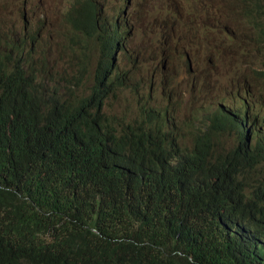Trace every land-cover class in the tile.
<instances>
[{"label": "trees", "instance_id": "trees-1", "mask_svg": "<svg viewBox=\"0 0 264 264\" xmlns=\"http://www.w3.org/2000/svg\"><path fill=\"white\" fill-rule=\"evenodd\" d=\"M8 72L9 93L0 99V264H96L103 257L111 258L112 264H264V253L245 242L248 230L264 234V219L242 225L245 213H231L234 231L219 246L204 240L202 222L204 211L223 205L227 179L264 160L263 132L243 135L249 140L242 156H224L211 168L199 160L174 165L166 155L151 156L150 163L158 159L153 170L165 196L162 213L139 219L128 212L120 218L113 207H104L100 216L90 218L73 211L68 201L61 203L58 181L46 182L45 176L64 158L77 160L82 171L96 174L104 165L101 150L78 146L65 136H45L34 119L42 103V78L37 80L17 65ZM106 99L103 89L96 92L91 107L95 123L111 117L102 107ZM245 129L250 131L247 125ZM88 188L82 205L93 197ZM31 201L46 210H38ZM33 223L39 226L26 225Z\"/></svg>", "mask_w": 264, "mask_h": 264}, {"label": "clouds", "instance_id": "clouds-1", "mask_svg": "<svg viewBox=\"0 0 264 264\" xmlns=\"http://www.w3.org/2000/svg\"><path fill=\"white\" fill-rule=\"evenodd\" d=\"M119 0L115 8L116 17L113 22L101 16L107 7L109 0H71L67 1L66 20L70 27L78 34L92 39L96 42L99 60L95 84L91 92L85 97L70 99L65 91H57L47 85L42 79L41 108L34 116L43 134L48 138L65 136L78 146L87 145L99 148L102 152L104 165L96 174L82 171L77 160L64 158L59 164L45 176V181L51 179L58 181L61 190L60 202H69L73 211L84 214L86 217L95 218L104 207H113L116 217H124L128 212L138 216L139 219H147L162 213L165 205V196L159 184L154 180L156 172L153 170L155 163H142L148 161L149 157L160 158L163 155H171L168 159L174 165L184 164L176 157L177 152L184 153L185 148L180 145V138L169 143L165 137L174 134L173 119L167 111L144 107L137 117L128 119L126 117L111 115L107 120L94 122L92 106L96 92L102 88L107 97L115 86L123 89L126 85L123 78L116 73L121 55H136L138 47H128L126 42L132 34L136 37L141 35L154 36L155 30L150 21L146 19L143 25H137L141 18L142 0ZM179 4L180 0H172ZM239 3L238 16L244 25L250 30L252 43L256 53L259 67L250 68V74L242 72L232 77L228 88L224 93L231 96L228 100L222 96L216 108L215 117L211 119L207 129L210 134L205 137L195 135L192 137V152L206 167H214L222 157L227 156L238 159L242 152L246 151L249 137L256 132L264 133V0H237ZM21 4V20L25 12V0H17ZM103 7V9H102ZM103 12V13H104ZM121 19V20H120ZM22 36L26 35V27L29 21H23ZM127 29L128 31H126ZM225 39H229V32H224ZM124 38V39H123ZM123 40V41H122ZM117 41L122 44L119 46ZM18 46L9 42L0 41V99L8 96L10 88V76L8 69L15 65L24 68L33 74L37 80L41 77L29 70V66L22 62V56L17 55ZM113 55L115 58L113 59ZM13 57L14 63L10 64ZM186 61L190 68V61L186 55ZM165 58L160 56L157 63L164 64ZM110 67L112 74L106 72ZM240 69H238L239 71ZM108 75V77H104ZM118 84V85H117ZM234 88V90H232ZM151 89V88H150ZM63 104L64 119L57 117L55 108ZM103 110L106 111L105 101L102 102ZM231 113H236V118L231 119ZM78 115H86L93 121L91 128H85ZM226 116V117H225ZM222 118L227 122L236 124L237 131L222 124ZM254 127L251 129V122ZM169 120L171 125H169ZM242 122L244 125H241ZM241 123V124H240ZM245 125L249 132H246ZM243 126V127H242ZM163 128V129H161ZM168 134L166 130L170 129ZM215 132H221L231 140L229 146H224L219 141ZM106 135V137H104ZM243 135H248L243 140ZM222 136V135H221ZM242 140L243 144L240 143ZM218 141V142H217ZM111 143L110 149L107 143ZM209 148L212 153L207 155L201 151ZM225 149L219 151V149ZM115 150L113 154L108 152ZM63 166V168H61ZM116 166H119L116 171ZM150 167L143 175L142 170ZM263 170V171H262ZM256 178L259 182L255 183ZM256 184L253 186V184ZM91 184V185H90ZM89 186L91 198L82 205L80 200L84 196L85 187ZM104 197V198H103ZM88 197H85L87 200ZM32 205L38 210L45 211L43 206H37L34 201ZM245 213L240 220L242 225L248 223H260L264 219V160L254 166L230 176L227 179L226 198L219 209L206 210L202 213L204 240L214 246L222 244L225 236L233 232L230 221L231 213ZM29 228L36 224H26ZM245 242L251 247L258 248L264 253V234L258 230H248L245 233ZM96 264H112L109 257L100 258Z\"/></svg>", "mask_w": 264, "mask_h": 264}, {"label": "rangeland", "instance_id": "rangeland-1", "mask_svg": "<svg viewBox=\"0 0 264 264\" xmlns=\"http://www.w3.org/2000/svg\"><path fill=\"white\" fill-rule=\"evenodd\" d=\"M25 1L29 24L22 36V5L17 0H0V41L18 46L16 56L21 55L29 70L52 89L65 91L70 99L87 96L96 81L100 54L94 40L68 24L65 7L71 0ZM118 1L109 0L101 16L113 22ZM140 6L137 25H143L148 13L156 34H132L126 42L139 50L136 55L120 56L116 73L126 87L115 86L108 94L105 112L133 119L144 107L165 110L173 119L181 147L192 148V137L210 125L222 96L231 100L224 93L230 79L240 72L249 75L250 68L259 67L260 54L238 16L237 0H180L179 4L142 0ZM226 20L231 25L226 26ZM205 26L215 27L212 38L199 35L198 28ZM225 31L229 39H225ZM160 56L166 61L164 69L157 63ZM216 135L224 146L231 144L228 136Z\"/></svg>", "mask_w": 264, "mask_h": 264}, {"label": "bare ground", "instance_id": "bare-ground-1", "mask_svg": "<svg viewBox=\"0 0 264 264\" xmlns=\"http://www.w3.org/2000/svg\"><path fill=\"white\" fill-rule=\"evenodd\" d=\"M35 2V1H34ZM225 25L226 26H229V25H231V23L228 21V20H226L225 21ZM126 31H128L127 29H125ZM214 30H216L215 29V27H211V26H205V27H203V28H198V32H199V35L202 37V38H212V36H213V34L211 33V31H214ZM124 39V38H123ZM123 41V40H122ZM117 43H119L118 41H117ZM117 45H119V46H122V44L121 43H119V44H117ZM115 58V55H113V59ZM99 90H102V88H100ZM98 90V91H99ZM236 114V113H235ZM251 122H252V120H251ZM169 125H171V122H170V120H169ZM170 130H171V128L170 129H168L167 131L168 132H170ZM175 135V134H174ZM176 139H177V135L173 138V139H171V137L170 138H166L165 140L167 141V142H169V143H172V142H174V141H176ZM243 139V138H242ZM240 143H242V140L240 141ZM166 164V163H165Z\"/></svg>", "mask_w": 264, "mask_h": 264}]
</instances>
